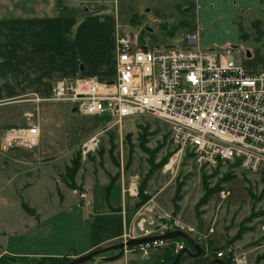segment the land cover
Listing matches in <instances>:
<instances>
[{
	"label": "rangeland",
	"instance_id": "1",
	"mask_svg": "<svg viewBox=\"0 0 264 264\" xmlns=\"http://www.w3.org/2000/svg\"><path fill=\"white\" fill-rule=\"evenodd\" d=\"M260 2L258 9L241 8L232 19L238 33L228 24L215 28L226 19L223 17L212 20L214 33L207 30V35L226 41L223 45L233 50L241 64L264 69V0ZM72 3L80 4L82 9L87 4L89 14L116 8L115 44L122 31L139 34L141 40L149 38L150 45L163 47L182 42L189 31H203L195 0H72ZM53 83L39 96L0 101V131L29 123H36L41 130L37 147L14 148L5 156L0 154L1 249L9 235L32 229L34 217L61 208L72 198L77 204L90 203L87 189L107 191L120 186L122 206L93 210L96 224L105 226L93 229L95 235L112 234L117 225L101 221L103 215H108L121 219L122 234L92 251L124 241L137 229L138 221L146 217L154 222L151 228L170 222L172 227L188 232L205 250L199 257L184 255L179 264H210L220 252L230 264L236 257H245L248 264H264V172L248 173L232 166L210 170L188 156L175 160L165 121L144 115L130 117L120 124L110 118L82 115L69 103L48 100ZM92 137L97 139L94 143L89 141ZM134 186L138 188L137 195L129 191ZM17 195L21 204L14 200ZM138 233L139 230L135 232ZM176 240L193 249L185 239H173ZM133 247L119 257L150 262L152 256L143 257ZM167 249L170 245L153 251L158 253L157 259L153 258L157 264H165ZM113 253L120 250L104 251L82 264H102ZM62 257L64 261L60 264H68L66 260L75 258L67 254L17 259L5 254L0 260L57 264L55 259Z\"/></svg>",
	"mask_w": 264,
	"mask_h": 264
},
{
	"label": "built area",
	"instance_id": "2",
	"mask_svg": "<svg viewBox=\"0 0 264 264\" xmlns=\"http://www.w3.org/2000/svg\"><path fill=\"white\" fill-rule=\"evenodd\" d=\"M200 36L192 30L184 44L163 47L142 41L139 34L119 32L111 77L84 73L62 77L52 84L48 100L120 124L149 115L168 124L175 160L189 156L210 170L232 166L248 173L264 172V69L241 64L225 45L204 46ZM40 136L36 123L3 129L0 150L33 149ZM131 189L138 194L137 186ZM168 223L151 228L154 222L142 217L124 241L176 230ZM173 239L149 241L132 250L150 257L154 250L170 245L177 255L186 244ZM231 263L248 264V260L236 257Z\"/></svg>",
	"mask_w": 264,
	"mask_h": 264
},
{
	"label": "crops",
	"instance_id": "3",
	"mask_svg": "<svg viewBox=\"0 0 264 264\" xmlns=\"http://www.w3.org/2000/svg\"><path fill=\"white\" fill-rule=\"evenodd\" d=\"M59 1L0 0V101L39 96L47 92L54 81L77 73L100 78L114 74L116 21L113 12L116 8L89 14L87 4L82 9L80 4H73L72 0H63L62 6ZM195 2L200 11L203 29L200 39L204 46L223 45L226 42L207 35V30L214 33L211 24L213 19L225 17L215 28L228 24L237 32L238 28L232 19L238 16L241 8L256 10L261 4L260 0ZM184 38L178 44H184ZM251 68L263 69L260 66ZM0 152L4 155L11 150ZM98 190H86L90 203L77 204L72 198V202H65L61 208L45 212L39 218L34 217L32 229H24L7 237L3 249L0 247V257L5 254L17 259L61 257L67 254L76 257L116 239L123 231L121 219L103 215L102 222H112L110 224H116L117 228L109 235H95L94 226L96 230L105 226L96 224L98 220L93 210H110L114 206H122V189L115 186L108 193L104 189ZM17 197L14 200L21 204L20 196ZM157 254L152 252L150 262L146 263L132 257L128 258L129 261L119 257L105 260L102 264H157L153 259ZM0 264L17 263L0 260Z\"/></svg>",
	"mask_w": 264,
	"mask_h": 264
},
{
	"label": "water",
	"instance_id": "4",
	"mask_svg": "<svg viewBox=\"0 0 264 264\" xmlns=\"http://www.w3.org/2000/svg\"><path fill=\"white\" fill-rule=\"evenodd\" d=\"M177 237H181V238L185 239L189 244L192 245V247H193V249H195V251L192 248H190L189 246H186L184 249H182L176 255L175 259L170 264H179L181 258L184 255L191 256V257H199L202 253L205 252V250H203L202 246L199 243H197L195 241V239L188 232L181 230V229H176V230L167 232V233L162 234V235H154V236H147V237H141V238H132V239H129L127 241H122L120 243L114 244V245L109 246V247L104 248V249L94 250V251H91L87 254L79 255V256L73 258L68 264H82V263H85L88 260L92 259L95 255L100 254L104 251L120 250V253H118L117 255L106 258L107 260L111 261V260H115L116 258H118L122 254V252L124 251V248L126 246L130 247V246H135V245H139V244H144V243H147L149 241L160 240V239H172V238H177ZM210 264H229V263L220 257H216V258H213L211 260Z\"/></svg>",
	"mask_w": 264,
	"mask_h": 264
},
{
	"label": "trees",
	"instance_id": "5",
	"mask_svg": "<svg viewBox=\"0 0 264 264\" xmlns=\"http://www.w3.org/2000/svg\"><path fill=\"white\" fill-rule=\"evenodd\" d=\"M59 5L62 6V3L59 1ZM189 157V156H188ZM110 189L107 190V193L109 192ZM176 257V254L172 251V249H167L165 252V264H170ZM51 259H55V258H51ZM55 260H57V264H60L61 261H64V257L61 258H56ZM71 260H66L67 262H70ZM230 263V262H229ZM37 264H43V261L41 262H37Z\"/></svg>",
	"mask_w": 264,
	"mask_h": 264
},
{
	"label": "bare ground",
	"instance_id": "6",
	"mask_svg": "<svg viewBox=\"0 0 264 264\" xmlns=\"http://www.w3.org/2000/svg\"><path fill=\"white\" fill-rule=\"evenodd\" d=\"M127 247H128V246H126V247L124 248V250H126Z\"/></svg>",
	"mask_w": 264,
	"mask_h": 264
},
{
	"label": "flooded vegetation",
	"instance_id": "7",
	"mask_svg": "<svg viewBox=\"0 0 264 264\" xmlns=\"http://www.w3.org/2000/svg\"><path fill=\"white\" fill-rule=\"evenodd\" d=\"M229 263V262H228ZM230 264V263H229ZM232 264V263H231Z\"/></svg>",
	"mask_w": 264,
	"mask_h": 264
}]
</instances>
